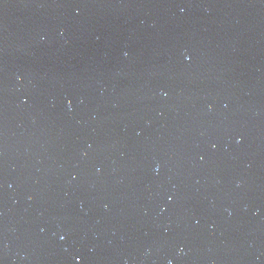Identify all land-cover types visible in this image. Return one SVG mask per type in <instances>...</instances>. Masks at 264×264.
Masks as SVG:
<instances>
[{"label": "water", "instance_id": "water-1", "mask_svg": "<svg viewBox=\"0 0 264 264\" xmlns=\"http://www.w3.org/2000/svg\"><path fill=\"white\" fill-rule=\"evenodd\" d=\"M0 264H264V0H0Z\"/></svg>", "mask_w": 264, "mask_h": 264}]
</instances>
